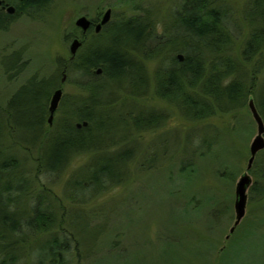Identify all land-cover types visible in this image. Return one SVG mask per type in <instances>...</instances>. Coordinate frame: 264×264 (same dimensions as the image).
I'll return each mask as SVG.
<instances>
[{
	"label": "trees",
	"instance_id": "16d2710c",
	"mask_svg": "<svg viewBox=\"0 0 264 264\" xmlns=\"http://www.w3.org/2000/svg\"><path fill=\"white\" fill-rule=\"evenodd\" d=\"M174 18L177 30L167 25L162 34L156 31L155 18L152 30L148 16L111 22L103 36H96L98 41L106 38V45L96 42L89 46L85 42L75 59L58 60L62 73L78 71L86 81L79 82L83 96L63 98L62 116L53 126L48 122V102L56 85L61 84L58 73L29 78L0 108V264H22L25 249L20 243L27 236L48 232V237L32 244L33 263L38 258L36 264H72L74 242L83 238L70 229L82 226L78 224L79 214L63 211L60 215L49 190L45 186L34 189L36 178L62 173L75 155L93 151L91 161L68 182L74 189L73 197L84 200L91 191H106L127 181L130 166L153 169L155 155L142 151L137 139L129 135L162 125L166 114L153 107H139L131 102L133 99L116 102L121 92L136 98L148 93L150 76L145 57L158 61L154 71L156 95L175 106L184 119L205 121L217 112L231 114L235 119L231 131L245 132L248 138L255 119L249 113L254 120H245L241 111L248 107L251 97L264 119V81L257 77L264 51V0H250L245 15L250 30L240 55L234 53L236 27L229 24L231 17L225 6L209 0H184ZM2 23L0 19V26ZM17 52L16 67L21 60V52ZM243 64H252L250 72ZM23 66L21 63L17 71ZM10 68L15 64L7 70ZM99 68L101 74L97 73ZM83 121L88 125L78 127ZM214 138L205 135L202 143L190 140V147L192 143L195 152L203 149L201 155L210 153ZM15 146L38 151L36 175L24 165V157ZM137 156L140 160L136 163ZM184 160L188 159L181 157L179 162L182 173L194 166L191 159L187 163ZM251 170L256 180L249 200L260 201L264 199V149Z\"/></svg>",
	"mask_w": 264,
	"mask_h": 264
},
{
	"label": "rangeland",
	"instance_id": "374dc122",
	"mask_svg": "<svg viewBox=\"0 0 264 264\" xmlns=\"http://www.w3.org/2000/svg\"><path fill=\"white\" fill-rule=\"evenodd\" d=\"M183 1L106 0V4L112 5L115 11L111 22L147 15L152 30L155 18L156 31L162 34L167 25L177 30L178 21L174 16ZM209 1L216 6H225L229 12V24L235 25L237 35L234 53L240 55V48L250 30L245 19L250 0ZM97 3L98 0H54V5L42 18L21 17L8 29L0 31V108L33 76L40 79L58 73L61 80L63 70L58 60L61 59L62 63L73 60L77 56L71 53L73 37H83L76 21L82 9ZM94 42L106 45L108 40L102 37ZM149 45L154 47V42ZM18 50L21 51V60L16 67ZM143 62L150 76L148 93L136 98L121 92L116 102L120 104L133 99L131 102L139 107H153L166 114L162 125L129 135L130 139H137L142 151L150 150L155 155L153 169L137 168L134 163L130 166L131 177L127 181L106 191H91L84 200L73 197L76 195L68 182L91 161L93 151L75 155L62 173L36 178L34 189L45 186L56 201L60 215L67 211L81 217L78 224L82 226L77 225L80 228L70 227L77 236L80 235L78 237L83 236L79 238L80 242H74L71 263L264 264V199L250 201L248 197L245 216L234 232H230L236 220V184L247 171L257 123L253 121L254 126L247 138L245 132L231 131L235 121L231 114L217 112L205 121L184 119L175 106L155 93L154 71L158 61L145 57ZM21 63L24 66L17 71ZM14 64L15 68L7 70ZM243 65L250 72L252 64ZM13 73L15 75L11 76ZM66 75L63 96L70 99L83 96L84 90L79 82L86 81L85 78L78 71H67ZM257 77L264 81V51ZM61 113V108L55 112L50 126L57 122ZM241 113L245 120L253 119L249 105ZM205 135L215 138L211 142L212 151L201 155L203 149L195 152V145L191 143L190 147V140L202 143ZM16 149L24 157V165L35 174L38 151L18 146L14 147ZM181 157L188 159L184 160L186 163L190 159L194 163L191 171H179ZM139 158L137 156L136 163ZM248 173L252 185L256 175L251 169ZM49 234L51 232L27 236L20 243L25 249L20 258L22 264L37 263L38 258L33 263L34 255L30 253L32 244Z\"/></svg>",
	"mask_w": 264,
	"mask_h": 264
},
{
	"label": "flooded vegetation",
	"instance_id": "af4514ba",
	"mask_svg": "<svg viewBox=\"0 0 264 264\" xmlns=\"http://www.w3.org/2000/svg\"><path fill=\"white\" fill-rule=\"evenodd\" d=\"M53 5H54V0H0V19L1 21H3L0 28L4 27L8 29L14 21H16L17 19L21 17L42 18V16H44L46 12L50 8H52ZM83 6H81V9L83 8ZM110 9H111V14H110L109 20L105 24H103L99 30H97V25L102 22L103 17L107 13V11ZM77 11L79 12V9H77ZM114 15H115L114 8L112 7V5L106 4V0H98V3L96 5H92V6L87 7L86 9H82V12L80 13L79 18L86 17L87 19L90 20L91 23H90V26L86 30L83 29L81 26L77 25L79 30H81L83 37L81 39H79V37H76V36L73 37L72 43L76 38H78L81 41V45L79 47L81 48L84 46L85 42H87L88 38L90 37L89 42L87 43L89 46H93L95 43L94 41L96 39V36L98 35L103 36L105 34L106 32L105 29L111 23L112 17ZM138 17H143V16H138ZM75 55H77V52ZM75 58L76 56L73 57V59ZM97 73L101 74L102 69H101V72H98L97 70ZM63 74L64 72L62 73V76ZM62 76H61V82H60L61 84L56 85V88H54V91L57 88H60V87L63 88V83L67 80V78L63 82ZM64 97L65 96H62V100ZM51 98H50V102H51ZM62 100H60L58 108H60V104L62 103ZM50 102H49L48 109L50 107Z\"/></svg>",
	"mask_w": 264,
	"mask_h": 264
},
{
	"label": "water",
	"instance_id": "95a60500",
	"mask_svg": "<svg viewBox=\"0 0 264 264\" xmlns=\"http://www.w3.org/2000/svg\"><path fill=\"white\" fill-rule=\"evenodd\" d=\"M110 14H111V9L107 11V13L105 14V16L102 19V22L100 24L97 25V30H99L101 28V26L103 24H105L109 18H110ZM90 20L87 19L86 17H80L77 19L76 24L81 26L83 29H87L90 26ZM81 45V41L76 38L73 43L71 44V53L74 56L78 50V48ZM179 58L182 60L184 58L183 54H179L178 55ZM98 72H101V68L98 69ZM67 78L66 73L64 72L63 76H62V81L64 82ZM63 96V88H57L51 98V102H50V115L48 118V122L50 124L53 123L54 120V114L58 108L59 102L62 99ZM248 105L249 108L251 110V113L257 123V135L255 136V138L253 139L251 145H250V158L248 160V165H247V171L241 175V177L239 178L237 184H236V190H235V211H236V220L234 225L231 227L230 232H234L236 226L241 222L242 218L245 216L246 214V207H247V202H248V189L252 183V177L251 175L248 173V170H250L253 167L254 161L256 159V156L258 154V152L262 149H264V119L261 115V113L258 110V107L256 105L255 99L254 97H251L248 101ZM88 125V121H83L78 122L77 126L81 127V126H87ZM230 236L227 235V238Z\"/></svg>",
	"mask_w": 264,
	"mask_h": 264
}]
</instances>
